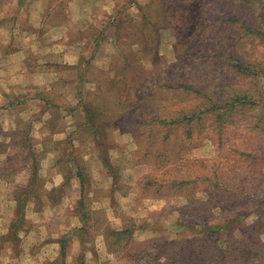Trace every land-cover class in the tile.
<instances>
[{"label": "rangeland", "instance_id": "1", "mask_svg": "<svg viewBox=\"0 0 264 264\" xmlns=\"http://www.w3.org/2000/svg\"><path fill=\"white\" fill-rule=\"evenodd\" d=\"M0 264H264V0H0Z\"/></svg>", "mask_w": 264, "mask_h": 264}]
</instances>
